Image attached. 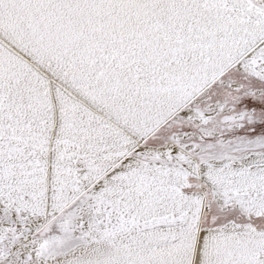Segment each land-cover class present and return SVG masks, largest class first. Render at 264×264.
<instances>
[{
  "label": "snow or ice",
  "instance_id": "snow-or-ice-1",
  "mask_svg": "<svg viewBox=\"0 0 264 264\" xmlns=\"http://www.w3.org/2000/svg\"><path fill=\"white\" fill-rule=\"evenodd\" d=\"M0 264H264V0H0Z\"/></svg>",
  "mask_w": 264,
  "mask_h": 264
}]
</instances>
